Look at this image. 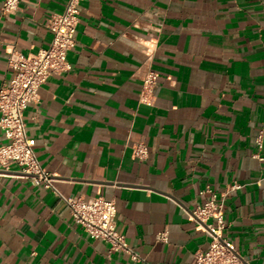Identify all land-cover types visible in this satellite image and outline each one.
<instances>
[{"label":"crops","instance_id":"crops-1","mask_svg":"<svg viewBox=\"0 0 264 264\" xmlns=\"http://www.w3.org/2000/svg\"><path fill=\"white\" fill-rule=\"evenodd\" d=\"M66 3L20 0L5 14L0 0V88L9 53L47 49ZM67 61L24 111L35 157L63 197L113 200L140 261L91 239L11 164L0 168V264H191L210 244L189 218L206 190L223 205V237L264 264V0H82ZM148 72L151 107L138 101Z\"/></svg>","mask_w":264,"mask_h":264},{"label":"built area","instance_id":"built-area-1","mask_svg":"<svg viewBox=\"0 0 264 264\" xmlns=\"http://www.w3.org/2000/svg\"><path fill=\"white\" fill-rule=\"evenodd\" d=\"M19 2L20 0H3V13L14 12ZM81 2L82 0H67L63 12L50 17L48 30L52 40L47 49L29 55L13 51L9 53L8 67L11 75L8 82L0 88V133L7 140L0 145V168L8 170L11 164H15L24 175L33 177L35 182L52 190L68 207L71 220L91 239L101 240L109 245L111 252H121L129 256L132 262H138V254L117 231L115 202L100 195L88 199L60 195L53 187L51 177L41 169L34 154L35 141L28 137L26 131L24 111L37 99L40 87L49 76L71 69L67 54L75 45ZM157 80L158 76L153 72L144 76L138 99L140 104L153 106ZM132 154L135 159L144 160L147 148L144 144H137L133 147ZM236 188L237 186H233L231 189ZM206 193L210 195L207 202L193 211L189 218L210 238V244L206 252L194 255L191 264H246L234 245L222 235V203L210 190H206ZM159 240L165 242L166 238L160 235Z\"/></svg>","mask_w":264,"mask_h":264}]
</instances>
